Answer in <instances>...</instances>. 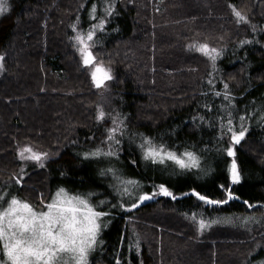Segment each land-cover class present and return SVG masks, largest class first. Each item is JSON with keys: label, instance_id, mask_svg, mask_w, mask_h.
<instances>
[{"label": "trees", "instance_id": "16d2710c", "mask_svg": "<svg viewBox=\"0 0 264 264\" xmlns=\"http://www.w3.org/2000/svg\"><path fill=\"white\" fill-rule=\"evenodd\" d=\"M3 6L0 193L12 184L43 208L58 185L99 186L85 152L111 151L156 200L113 214L104 250L90 264H264V0ZM77 35L85 37L93 64L110 70L104 87L94 86L83 65ZM193 45L218 55L212 60ZM229 127L245 131L239 144ZM146 142L178 157L192 153L199 167L145 159ZM29 147L46 157L21 159ZM231 148L234 157L227 155ZM233 159L238 184L231 183ZM107 185L100 187L110 195L115 186ZM229 190L234 198L221 204L194 195L224 201ZM201 219L210 225L203 231ZM232 220L241 223H226Z\"/></svg>", "mask_w": 264, "mask_h": 264}, {"label": "snow or ice", "instance_id": "6c2138e0", "mask_svg": "<svg viewBox=\"0 0 264 264\" xmlns=\"http://www.w3.org/2000/svg\"><path fill=\"white\" fill-rule=\"evenodd\" d=\"M4 3L5 0H0V14L7 11V8L3 6ZM235 15L239 20H244L239 11H235ZM86 39L92 41L93 33H87ZM76 43L80 45L78 51L82 56V63L86 68H89L94 86L97 88L104 87L105 81L112 79L110 70L104 69L102 65L95 68L89 67L93 65L95 57L89 50L85 37L77 35ZM190 47H195L197 51L212 60H215L216 55H218L215 49H209L207 45L198 47L193 45ZM2 60L3 57H0V61ZM0 68H2V64H0ZM225 87L227 86L225 85ZM103 116L104 113L101 111L99 118L103 119ZM229 124H231V121H229ZM116 131L115 128L111 130L110 140L115 139ZM228 131L232 132L231 140L235 144H239L244 138V130L237 134L229 127ZM146 144L145 159H152L153 162L157 163L171 160L181 169L199 167L198 159L192 153L183 154V157L187 158L186 162L183 157H178L175 153L168 152L163 147L154 148L151 146V142H146ZM25 153L29 155L26 156ZM101 154V151L98 150L92 153V156ZM103 154L112 155L113 153ZM227 155L234 157V150L229 149ZM45 157L46 154L33 152L30 147L24 148L20 152L21 159L39 162ZM41 167H43V164H41ZM230 174L232 184L240 183V173L235 159L231 162ZM127 183L132 184L134 182L128 181ZM161 192L166 196L171 195L163 186H161ZM194 195L210 205L227 203L228 200L234 198L230 190L227 192V199L224 201L208 200L199 193H194ZM140 199L143 202L152 199V196L144 195ZM136 206L133 205V207ZM45 207V211H36L27 202L12 198L7 210L0 213V242H2V250L7 257V262H10V264H64L65 257L63 254L73 253L75 254L73 259L76 264H87V253L95 244L100 229V224L97 221L104 214L95 211L86 199L69 196L63 189L58 191L55 198ZM193 219L195 220V217ZM198 225L201 231L210 226L203 219L198 221Z\"/></svg>", "mask_w": 264, "mask_h": 264}, {"label": "rangeland", "instance_id": "374dc122", "mask_svg": "<svg viewBox=\"0 0 264 264\" xmlns=\"http://www.w3.org/2000/svg\"><path fill=\"white\" fill-rule=\"evenodd\" d=\"M94 16L95 11L92 10L89 17L93 19ZM100 65L102 64L95 63L91 66L92 68H95L96 66ZM102 66L104 69H107L104 65ZM95 152L97 151L85 152V158L91 161L95 172V184H98L99 186H93L89 189H80L79 187L74 188L72 186H63L61 184L60 186L58 185L53 189L51 198L49 202L46 203V205L50 203L55 198V194L63 189L69 196H78L86 199L95 211L104 214L97 221V223L100 224V229L97 233L95 244L87 253V264H90L91 261L104 250L105 240L103 238V234L109 227L110 222L113 219V214L119 213L121 210L122 212L128 211V206L132 207L141 200L140 198L142 196L147 194L144 186L139 184L136 177L130 174L128 166L119 161V158H117L116 154L113 153L112 155H104L103 153L111 152L106 151L101 152L102 154L99 156H92V153ZM128 181H132L134 183L128 184ZM107 182L110 183V185L115 186L114 189L111 187L112 194L110 195L107 194V190L105 188L100 187L102 184L106 185L108 188L109 186L107 185ZM125 188L127 189L126 192ZM12 198H15L21 202H27L21 198V196H19L16 191V187L11 184L0 193V213L7 210L8 204ZM29 205L33 208V210L36 211L46 210V205L40 209L34 208L31 204ZM226 223L237 225L241 222L232 220L226 221ZM63 255L65 257L64 264H76L75 260L73 259L75 254L65 253ZM0 264H10V262H7V257L2 250V242H0Z\"/></svg>", "mask_w": 264, "mask_h": 264}, {"label": "water", "instance_id": "95a60500", "mask_svg": "<svg viewBox=\"0 0 264 264\" xmlns=\"http://www.w3.org/2000/svg\"><path fill=\"white\" fill-rule=\"evenodd\" d=\"M147 195H149V194H147ZM149 196H152V199H150V200H144L143 202H141V200L138 201V203L136 204L137 207L142 206L143 204H146V203H149V202H152V201H155L156 200V197L155 196H153V195H149Z\"/></svg>", "mask_w": 264, "mask_h": 264}]
</instances>
